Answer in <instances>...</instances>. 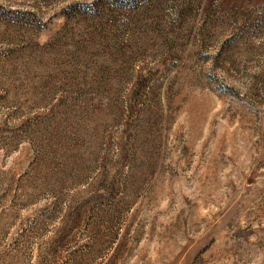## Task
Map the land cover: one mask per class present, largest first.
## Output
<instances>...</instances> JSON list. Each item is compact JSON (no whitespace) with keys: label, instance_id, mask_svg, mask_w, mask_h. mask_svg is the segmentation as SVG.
<instances>
[{"label":"rangeland","instance_id":"rangeland-1","mask_svg":"<svg viewBox=\"0 0 264 264\" xmlns=\"http://www.w3.org/2000/svg\"><path fill=\"white\" fill-rule=\"evenodd\" d=\"M0 264H264V0H0Z\"/></svg>","mask_w":264,"mask_h":264}]
</instances>
